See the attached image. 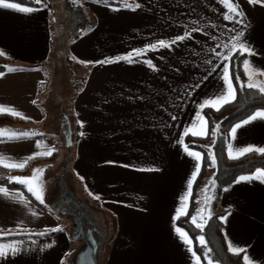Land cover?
I'll use <instances>...</instances> for the list:
<instances>
[{
    "label": "crops",
    "instance_id": "0c3cea01",
    "mask_svg": "<svg viewBox=\"0 0 264 264\" xmlns=\"http://www.w3.org/2000/svg\"><path fill=\"white\" fill-rule=\"evenodd\" d=\"M76 1L87 9L90 21L83 34L68 46L84 77L74 98L75 133L81 139L71 165L90 187L91 202L85 201L91 209L89 214L97 216L103 228L108 229L102 263L196 264L195 256H198L200 264H204L193 238L178 224V219L190 210L204 158L201 151L186 144V138L208 136L210 127L205 110L216 108L200 106L227 90L225 66L229 68L236 93L231 76L232 57L223 59L228 54L223 45L231 47L236 35L243 32L241 42L252 53H245L246 59L254 69L264 71V2L234 0L243 15L227 20L224 18L227 9L221 0ZM18 4L35 10L21 12L0 7V52L3 53L0 56L24 64H42L52 55L51 13L46 7ZM178 36L186 38L176 40ZM161 40L169 46L161 47ZM130 54V61L116 59ZM46 69L0 72V105L22 115L7 111L0 114L24 119L29 122L27 126L39 128L45 117L40 105L42 89L50 86ZM255 79L264 81V76ZM197 114L203 119L198 120ZM0 129L13 130V127L8 124ZM186 129H191L188 135L184 134ZM201 130L207 134H192ZM231 130L228 156L230 144L233 154L249 145L264 147V119L258 118L238 128L235 137ZM56 144L57 157L50 160ZM58 144L55 135L0 137V154L11 158L9 163H19L35 153L53 149L51 155L28 160L23 168L0 164L8 171L7 182H0V187L8 189L13 196L22 193L25 198V202H20L0 194V232L11 231L16 235L60 229L57 234L42 237L0 236V243L23 241L21 251L0 257V264H69L78 246L70 226L64 229L67 223L64 217L40 207L37 204L40 201L24 184L9 179L32 177L35 169L46 174L59 166L64 155L60 150L63 147ZM189 151L200 153L201 159L197 161ZM197 164L199 172L193 181ZM211 168L214 172L208 183L207 199L214 210L213 213L211 209L212 215H219L224 223L227 243L231 241L234 246L246 248L251 264H264V181L237 183L240 176H251L256 170L242 174L217 196L215 167ZM95 201L104 207L95 205ZM178 210L181 214L177 219ZM205 212L197 209L193 215L197 216L196 223H200L201 216L206 220L212 216ZM60 219L65 223L61 224ZM177 228L187 233L191 245L184 242Z\"/></svg>",
    "mask_w": 264,
    "mask_h": 264
},
{
    "label": "trees",
    "instance_id": "16d2710c",
    "mask_svg": "<svg viewBox=\"0 0 264 264\" xmlns=\"http://www.w3.org/2000/svg\"><path fill=\"white\" fill-rule=\"evenodd\" d=\"M30 6L46 7L51 13L52 21V40L51 50L52 55L50 60L42 64H24L14 60L0 56V72L16 71V70H31L37 68H47L46 75L52 79L51 76V61L54 59L53 54L56 52L57 58H60L64 64L66 70L70 74V81L72 84V91L75 95L80 91L84 83V77L77 72H71L74 70V66L77 65L70 56L68 49L69 44L79 38L86 27L89 24L90 18L88 11L85 7L79 4L76 0H40L39 3L36 0H9ZM62 8L61 13L57 8ZM59 14H61L59 16ZM55 48V49H54ZM54 49V50H53ZM246 59V54L237 51L231 60V76L236 86V98L231 103L224 105L219 111L213 109H206L205 113L209 121L210 131L208 136L204 138L187 137L186 144L190 148L197 149L203 153V167L200 176L198 177L191 198L190 210L187 215L178 219V224L184 228L195 242V248L197 253L202 257L204 264H208V258H211L215 264H244L241 254H233L228 251V243L223 232L224 223L221 217L217 214L208 218L207 223L203 229L197 228L192 222V217L196 212L198 206V198L200 196V188L205 173L212 166L215 167L214 174V187L217 191V196L220 192L230 183L235 181L242 174H249L255 170L264 169V153H249L237 159H230L227 153L229 134L234 124L249 117L256 110L264 109V93H260L257 89H250L246 87L247 75L245 74L243 61ZM61 61L59 62L61 64ZM51 65V66H50ZM59 65V64H58ZM54 67V66H53ZM55 69V68H54ZM67 72L64 75H68ZM57 74H53L56 77ZM239 77V79H237ZM63 84V82H62ZM61 85V84H60ZM241 85H245L242 87ZM47 98V97H44ZM44 98L41 97L42 103L40 104L42 109H45ZM67 122V142L72 141V145L75 143L77 134H75L74 123L66 118ZM28 121L14 117L10 114H0V126L11 124H27ZM50 127L53 125V121L50 119ZM65 124L62 123V126ZM65 125V126H66ZM31 129V127H30ZM28 130V129H27ZM55 132L43 133L36 135L37 138H45L55 135ZM61 137V136H60ZM57 138H59L57 136ZM64 141V139H63ZM58 145L66 148L64 142ZM57 144L55 146V152L51 159L57 157ZM73 149V148H72ZM59 150V148H58ZM73 153V150H72ZM214 156V161L211 157ZM37 160V159H35ZM8 171L0 167V182L6 184L7 179L5 174ZM10 187L23 189V185L9 184ZM37 204L44 208L50 209L46 203L37 202ZM98 209V208H96ZM51 210V209H50ZM53 231L45 233L43 236L53 235L59 233ZM203 236L205 244L201 245L198 237ZM12 237H42L38 233L34 234H19L11 235L5 238ZM207 249H211L205 256Z\"/></svg>",
    "mask_w": 264,
    "mask_h": 264
},
{
    "label": "snow or ice",
    "instance_id": "6c2138e0",
    "mask_svg": "<svg viewBox=\"0 0 264 264\" xmlns=\"http://www.w3.org/2000/svg\"><path fill=\"white\" fill-rule=\"evenodd\" d=\"M37 3L40 2V0H36ZM251 3H262L264 2V0H250ZM221 3L225 6V8L227 9V12L224 16L225 19L227 20H233L236 16H241L243 15V13L239 10V4L235 3L234 0H221ZM125 7H133L132 5H128L125 4ZM0 7L3 8H11V9H15L17 11H21V12H32L35 9L33 8H29V7H22L20 4L18 3H11V2H7V0H0ZM135 7H139V5H135ZM189 35V34H186ZM243 36V32H240L236 35V37L234 38L235 42L231 45V47H229V45L225 44L223 45V47L228 49V54L225 55L223 57V59L225 61L229 60L232 57V54L234 52H241V53H248V54H252L250 48L245 45L243 42H241V37ZM186 36H178L176 37V40H183L185 39ZM176 41H172V43H175ZM159 45L161 47H168L169 45L161 40L159 41ZM150 47L155 48L156 45H151ZM137 55L140 54V51H137L136 53ZM0 55H3L2 52H0ZM217 55H219V53H217ZM117 60L119 59H128L129 61L131 60V54L127 57H117ZM104 62H113V61H104ZM103 63V62H102ZM149 63H151L149 61ZM244 64V70H245V74L248 77V83L246 85L247 88L250 89H257L260 93H264V81H260V80H256L255 77L256 76H264V71L261 70H257L254 69L251 65L250 62L245 59L243 61ZM0 75H2V73H0ZM237 79H239V77H237ZM224 80L226 82L227 85V90L222 93L220 96L216 97L214 100H208L205 101L204 104H202L200 107L203 108L205 106H211V107H215L217 111H219L220 107H222L224 104L227 103H231L234 99H235V87L232 83V80L229 76V68L227 66L224 67ZM242 87H244L245 85H241ZM9 112L12 115H22L19 112H16L14 109H7L5 108V106L0 105V112ZM198 115V120H202V117H199ZM264 119V110L262 111H257L255 112L253 115L249 116L248 119L241 121V123L236 124L233 128H232V136L235 137L236 134V130L238 128H241L243 125H246L248 123H250L253 120L256 119ZM204 124L206 126V121H204ZM189 131H191V129H186L185 130V135H188ZM193 135H206V130H201L199 132H192ZM29 135H34V133L30 134L27 132H20L17 133L16 131H12V130H8V129H0V137H7L8 139H18L20 137H24V136H29ZM39 143L37 144V147H39ZM53 149H48L46 152L43 153H35L33 156L27 157L25 160H23L22 162H11L9 163L8 161L11 158L8 157H4L2 154H0V164H2L5 167H9V168H23L25 167V165L27 164L28 160L34 159L36 156L38 155H51ZM185 151H188L187 146H185ZM249 152H259V153H264V147H255L252 145H249L247 147L244 148H239L235 150V154H233V147L230 144L229 145V158L232 159H237L240 156L245 155L246 153ZM189 155L194 156L196 158L197 161H199L201 159V154L198 152H190L189 151ZM211 159L214 161L215 157L212 156ZM199 164H197L196 166V171L193 173L192 176V180L194 181L196 176L198 175L199 172ZM37 173H40L42 175V170L41 169H35L33 172V176L32 177H9L10 180L12 181H16L18 183L24 184L28 191L33 193V195L35 196V198L40 201L41 203L44 202L43 200V186L42 183L39 182V177L37 176ZM252 179H257V180H262L264 181V169H257L256 172L251 175V176H240L239 179L236 181L237 183L241 182V181H246V180H252ZM33 181H36L37 184L34 187L33 186ZM192 181H190L191 184ZM0 194H3L6 197H10V198H15L18 199L20 202H25V198L23 196V194H19L18 196H13L12 193H10L8 191V189L0 187ZM185 199H187V197H185ZM181 213L178 210V215H177V219L179 218V215ZM186 214V213H184ZM199 214V211H198ZM201 223H196L197 221V216H193L192 217V222L196 224L197 228L203 229L205 227V224L207 223V220L204 219V217L201 216ZM60 229L57 228H53L52 231H58ZM176 232L181 236V238L184 240V242L188 245H191L192 241L191 239L188 238L187 233L183 232L182 229L177 228ZM21 233H16V235H19ZM13 235V233L11 231L8 232H0V236H10ZM38 235H45L44 232L38 233ZM199 242L201 245L205 244V239L203 236L198 237ZM23 244V241H14L11 243H0V257H7L9 256V254L11 255H16L21 251V245ZM51 246V245H49ZM191 251V248L189 249ZM211 249H207L205 252V256L207 257V253L210 252ZM228 251L233 253V254H240V253H245V255L243 256V261L244 264H251V260L249 258V256L247 255V250L246 248H242V247H237L234 246L232 244L231 241H229L228 243ZM193 256H195V252H193ZM196 259V264H200V257L195 256ZM208 264H213V261L211 258H208Z\"/></svg>",
    "mask_w": 264,
    "mask_h": 264
},
{
    "label": "rangeland",
    "instance_id": "374dc122",
    "mask_svg": "<svg viewBox=\"0 0 264 264\" xmlns=\"http://www.w3.org/2000/svg\"><path fill=\"white\" fill-rule=\"evenodd\" d=\"M58 12L61 13L62 8L60 6V8H57ZM61 9V11H60ZM61 14H59L60 16ZM55 49V48H54ZM53 49V50H54ZM73 61L74 58L73 56H71ZM53 60L51 61L52 67H51V76L52 79L49 78L48 76L46 77V81L48 82V84H50V86L48 87H44L42 89V94L41 97H47L44 98V120L41 123L40 127L35 129L33 127L27 126V124H11V126L13 127L12 131H16L17 133L20 132H27V133H34V135H38V134H43V133H49V132H55V136H56V141L58 140L60 143L64 142V144H67V135H66V131H67V125L65 122H67L66 118H68V120L72 123H74V127L76 124V108H75V99L73 98V91H72V84L70 81V74L68 73V71L66 70L64 64L62 63L60 58H57L56 56V52L55 54H53ZM61 61V64L59 62ZM59 64V65H58ZM79 64L74 66V70H71V72H78L81 74L82 68L78 67ZM51 66V65H50ZM54 66V67H53ZM49 67V65H47V68ZM55 68V69H54ZM67 72L68 75H64V73ZM57 74L56 77L53 76V74ZM63 82V84H62ZM61 84V85H60ZM50 119L53 121V125L52 127L49 126V124H45L47 122L50 121ZM62 123L65 124L64 126H62ZM26 129H28V131H25ZM79 129V128H78ZM80 131V129H79ZM76 134V133H75ZM81 135V134H80ZM31 136V135H29ZM57 136L59 137L57 139ZM61 136V137H60ZM7 138V137H5ZM64 139V141H63ZM80 136L79 138H76V142L74 143V145H72V150H73V155L75 157H77V149H76V145H78L79 141H80ZM63 147V146H62ZM61 150V154L65 155L67 150L60 148ZM73 155H72V160H73ZM64 156L61 157L60 159V163L62 161V158ZM71 160V161H72ZM58 162V163H59ZM58 164L60 166H56L54 169H52L51 171L54 172L57 169V173H59L60 171L63 172L64 171V167L61 164ZM72 163V162H71ZM71 167V168H70ZM212 172H214V169L212 170V168L210 167L208 169V173L207 176L203 178L202 180V184H201V188H200V196H199V205L197 206V209L199 208L200 211H205V215H212V212L214 213L213 208L211 207V205L209 204V200L207 199V192H208V183L212 178ZM74 173V174H73ZM44 175L45 172L42 170V175L39 173V182H42V186H43V181H44ZM66 176L70 177V186H71V191L75 194V197L77 198V200L80 201H89L91 202V198H92V193L90 190L89 185H87V183L85 182V180H83L77 173H75V169L73 167V164L69 166V170L66 173ZM213 179V178H212ZM37 184L36 181H33V186L35 187ZM69 187V186H68ZM216 188L214 187V190ZM31 193V192H30ZM43 193H44V187H43ZM33 195V193H31ZM216 195H217V191H216ZM34 196V195H33ZM35 197V196H34ZM44 200V198H43ZM95 205H100V207H104L102 205V203L100 201H95L94 202ZM196 209V211H197ZM212 209V212H211ZM211 217V216H210ZM60 218H62V216H60ZM207 218V216H206ZM201 223V220L198 219ZM61 224L65 223L62 222V219H60ZM69 221V220H68ZM195 224V223H194ZM68 226H70L69 222H67L65 224L64 229L68 230ZM113 231H114V227H113ZM112 238H114L113 233H112ZM110 246V243L108 244V248Z\"/></svg>",
    "mask_w": 264,
    "mask_h": 264
},
{
    "label": "water",
    "instance_id": "95a60500",
    "mask_svg": "<svg viewBox=\"0 0 264 264\" xmlns=\"http://www.w3.org/2000/svg\"><path fill=\"white\" fill-rule=\"evenodd\" d=\"M66 150L61 161L64 171L61 173L60 180L56 182L55 188L48 197L45 196V193L43 194L44 202L56 213L59 211V202L56 197L60 191V181L66 177L72 162V141L67 142ZM65 187L67 189L68 185ZM69 194V197L73 196L71 199L76 208L74 212H71L73 218V223L70 224L72 226L71 236L78 241V246L72 253L69 264H103L102 253L108 239V229L103 228L97 216L89 214L91 209L84 201L77 200L71 191Z\"/></svg>",
    "mask_w": 264,
    "mask_h": 264
},
{
    "label": "flooded vegetation",
    "instance_id": "af4514ba",
    "mask_svg": "<svg viewBox=\"0 0 264 264\" xmlns=\"http://www.w3.org/2000/svg\"><path fill=\"white\" fill-rule=\"evenodd\" d=\"M57 172H58L57 169L54 172L49 170L47 171L44 177L43 187H44V193L46 197H48L49 194L52 192V190L55 188L56 182L60 180L62 172L61 171L59 173ZM65 185H68L69 187L66 189ZM69 191H71L70 177L66 176L64 179L62 178V180L60 181V191L56 199H58V202H59V208H58L59 215L64 217L65 220L69 222V224H72L73 218H72L71 212H74L76 208H75L74 202L71 199L73 196L69 197L70 196ZM71 227L72 226L70 225V228Z\"/></svg>",
    "mask_w": 264,
    "mask_h": 264
}]
</instances>
